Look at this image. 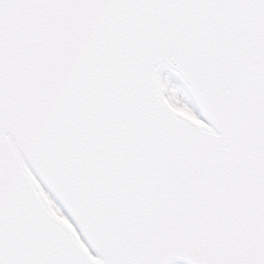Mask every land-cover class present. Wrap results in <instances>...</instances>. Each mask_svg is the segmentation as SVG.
I'll list each match as a JSON object with an SVG mask.
<instances>
[{
    "label": "snow or ice",
    "instance_id": "snow-or-ice-1",
    "mask_svg": "<svg viewBox=\"0 0 264 264\" xmlns=\"http://www.w3.org/2000/svg\"><path fill=\"white\" fill-rule=\"evenodd\" d=\"M177 261L264 264V0H0V264Z\"/></svg>",
    "mask_w": 264,
    "mask_h": 264
},
{
    "label": "bare ground",
    "instance_id": "bare-ground-1",
    "mask_svg": "<svg viewBox=\"0 0 264 264\" xmlns=\"http://www.w3.org/2000/svg\"><path fill=\"white\" fill-rule=\"evenodd\" d=\"M165 74H169L168 70H164ZM173 81L176 83H180V81L178 80V78L173 77Z\"/></svg>",
    "mask_w": 264,
    "mask_h": 264
},
{
    "label": "water",
    "instance_id": "water-1",
    "mask_svg": "<svg viewBox=\"0 0 264 264\" xmlns=\"http://www.w3.org/2000/svg\"><path fill=\"white\" fill-rule=\"evenodd\" d=\"M165 70H166V69H165ZM177 262H179V263H180V262H181V263H184L183 261H177ZM177 262H176V263H177Z\"/></svg>",
    "mask_w": 264,
    "mask_h": 264
}]
</instances>
